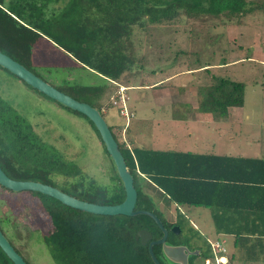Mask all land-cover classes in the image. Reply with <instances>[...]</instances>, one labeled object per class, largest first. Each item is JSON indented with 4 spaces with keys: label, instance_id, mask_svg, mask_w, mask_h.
Here are the masks:
<instances>
[{
    "label": "trees",
    "instance_id": "obj_1",
    "mask_svg": "<svg viewBox=\"0 0 264 264\" xmlns=\"http://www.w3.org/2000/svg\"><path fill=\"white\" fill-rule=\"evenodd\" d=\"M63 3L64 11L57 20L58 30L55 32L53 12ZM86 3H90L89 11L85 10ZM256 9L264 11V6L245 0H0V51L28 69L34 37L51 41L78 62L82 70L105 81L102 87H81L72 95L60 90L96 108L103 117V101H109L126 73L131 72L135 77L138 75L137 69L141 71L143 67L142 54H137L143 53L139 51L143 46H136L138 33L133 35V31H144L148 25L173 24L182 17L186 20H196L201 16L231 19L251 14ZM182 53L187 54L174 52L175 55ZM167 66L168 69L176 66L178 70L182 63L172 59ZM201 77L206 81L197 88L200 98L198 112L218 114L225 118L229 108L243 106V83L221 77L209 68L202 71ZM68 110L87 119L78 112ZM22 130L18 127L10 132L0 131V168L9 178L53 186L50 177L54 171L57 173L53 172V176L72 178V181L67 179L63 182L66 188L62 192L70 196L99 205H115L123 201L124 189L117 174L112 180L115 183L114 195L109 196L104 188L93 185L91 180L86 181L70 163L63 164L55 156L44 155L43 150L28 137L30 134ZM120 147L119 144L137 191L135 210L153 213L165 228L170 223L164 222L162 215L155 210L152 197L140 189L137 177L143 179L146 186L155 190L164 201L188 208L211 209L214 212L213 220L220 223L225 222L224 213L227 209L244 213L234 199L264 191L263 159L153 151L138 147L128 150ZM0 189L5 190L1 186ZM96 191L103 194L102 201L97 202L91 197L90 194H96ZM86 192L90 195L89 199ZM29 194L39 200L41 210L50 220L51 229L49 234L43 236V241L56 264H154L148 246H143L134 238L138 230H147L153 240L161 236L151 217L94 215L64 206L37 192ZM90 199L92 201H88ZM258 211L261 212L260 223L264 224V203H261ZM219 212L223 215H219ZM0 221L4 223L5 219ZM176 222L182 228L178 215ZM230 233L231 230L226 232L228 235ZM182 234L183 231L178 237ZM257 235L264 238V230ZM235 236L240 237V232L235 233ZM172 237L175 243L177 237ZM175 241L186 243L187 239ZM152 250L160 264H164L160 246L154 245ZM205 258L214 264L213 255ZM0 264H13L1 249Z\"/></svg>",
    "mask_w": 264,
    "mask_h": 264
},
{
    "label": "rangeland",
    "instance_id": "obj_2",
    "mask_svg": "<svg viewBox=\"0 0 264 264\" xmlns=\"http://www.w3.org/2000/svg\"><path fill=\"white\" fill-rule=\"evenodd\" d=\"M245 1L264 6V0ZM89 4L86 3V11L89 8ZM63 6L64 3L58 7L57 11L53 12L55 13L53 16L55 18V32L58 30L56 26L58 24L57 20L61 18L60 16L64 11ZM230 25H233L237 31L231 33L234 39V50L227 42V30ZM263 30L264 11L256 9L251 14L242 17L235 16L231 19L223 16H201L196 20H186L182 17L181 20L173 24L148 25L144 31H133V35L138 33L136 46L138 47L139 45L140 48L143 46L142 51L139 50L143 53L137 52V54H142L143 61L141 65L143 67L141 71L139 68L137 69L138 75L135 77L133 73L128 72L120 81L121 84L119 86L127 88L128 101L126 104L140 107L141 102H145L144 99H141V102L135 101L136 98H139L137 95L138 90H130V95L129 85L130 88H133L135 85L145 84L152 79L153 74L158 79L168 75L169 77L174 76L171 74L177 70L176 66H171L168 69L167 65L172 59H176V62L182 63L181 68L177 70L182 75H180L181 83L177 81L174 84L178 83L177 86L182 84L184 87L192 86L193 88L192 92L186 91L190 96L187 101L189 105L190 103L192 104L187 106V108H182L181 113L185 115L194 114L200 100L197 96L198 85L206 80L201 77V72H195L194 74L186 72V67L188 65L190 67H197V65L202 64L213 65L211 72L245 85L244 103L241 108H229L225 118L216 114L215 117L217 118L211 130L213 140H211L212 137L209 134L204 138L210 144L212 141H217L218 147L216 151L220 154H226L228 151L232 155L239 153L244 155L264 153V62H261L264 59ZM47 42L39 37H34L32 50L29 54L28 69L43 81L71 95L75 90L79 91L78 89L81 87H102L105 84L101 77L82 70L72 59L66 58L59 47L55 46L51 41ZM180 51L187 52V54H174V52ZM234 53H238L239 56L243 57V60H240L238 56L233 61H229L228 59ZM225 64L229 67L224 69L219 66ZM207 81L209 80L207 79ZM68 87L69 90H67ZM171 92L174 93V91ZM192 93L198 99H195ZM180 97L182 96H179V99ZM189 99L192 100L190 101ZM90 103L93 106H97L93 102ZM102 105L104 113H108V117L103 115V118L113 136L117 142L119 139L122 148H127V138L125 140L122 135L117 137L116 134L118 133H114L116 127L113 126L115 120L112 117L116 118V110L108 100H104ZM170 108H167L164 114L162 109L159 108L161 111L158 109L157 118L165 116L168 119L176 120V115L171 112L173 110L169 111ZM174 110H177V108ZM177 114L179 115V110ZM150 117L155 116L150 115ZM118 120L122 121V125H124L125 121L123 119L120 118ZM111 122H113L112 125ZM148 122L151 123V121H147L143 126L142 122L131 124L129 131L126 128L128 137L131 135V138L136 140L133 143L140 148L145 147L147 135L150 133V124ZM153 122L156 123L154 120ZM18 127H21L24 133L31 135L28 137L37 144L38 148L43 150L44 155L55 156L63 164L70 163L73 169L74 167L78 169L79 174L84 176L86 181L91 180L93 185L104 188L109 196L114 195L113 186L115 183L112 181L113 177L116 176L114 165L89 121L76 113L70 112L59 103L42 96L39 92H36L0 67V131L10 132ZM163 129L164 125L160 123L156 131L163 132L165 131ZM170 132L165 131V136L171 134ZM207 146L204 145L203 148ZM129 148L131 149L132 147L129 146ZM208 149L206 148V151ZM237 149L241 152L233 153ZM209 151L212 150L209 149ZM53 172H51L52 174L50 173V183L60 191H65L66 186H64L63 182L72 178H65L64 175L53 176ZM8 174L10 175L9 172ZM136 181L140 189H143L147 195L152 197V202L155 203H153L155 210L160 216L162 215L164 222L175 221L176 215H178L179 220H181L183 234L180 237L175 235L177 237L175 240L186 238V243L190 247L199 246L198 248L202 255L208 257L213 255L210 244L206 239L207 235H205L207 233L206 230L210 229V225L203 226L200 224L202 230L200 228H195V230L190 228L187 225V221L191 219L190 216H193V210L189 211L185 206H179V209H177L171 204L168 205L163 198L159 197L155 190L146 186L143 179L137 177ZM104 189L98 188L101 191ZM101 191H96V194L94 192L90 195L98 200L97 202L102 201L103 194ZM86 195L89 199V193L86 192ZM197 212L200 219L207 221V223L210 221L208 209H198ZM1 219H5V221L4 223L0 221V230L3 231L4 236L28 264H56L43 241V236L50 232V220L41 210L39 200L35 196L29 194V192L14 193L6 189H0ZM193 221L194 223L196 222L195 220ZM209 237L213 238L211 234L208 235ZM199 256L195 255L191 258L192 264H203V262L198 261ZM207 263L211 264V261L209 260ZM164 264L175 263L164 260Z\"/></svg>",
    "mask_w": 264,
    "mask_h": 264
},
{
    "label": "crops",
    "instance_id": "obj_3",
    "mask_svg": "<svg viewBox=\"0 0 264 264\" xmlns=\"http://www.w3.org/2000/svg\"><path fill=\"white\" fill-rule=\"evenodd\" d=\"M227 31H228L227 42L229 46L233 48L234 39L231 33L232 32L235 33L237 31L233 25L228 26ZM39 38L45 42L47 41L50 42L44 37H39ZM60 50L62 54L65 55L66 58L72 59L77 66L78 65L80 66L78 62H76L72 57L67 55L61 48ZM238 56H239L238 53H234L232 56H230L228 60L233 61L235 57ZM239 58L240 60H243V57L239 56ZM261 62H264V59H262ZM212 67L214 66L210 64L197 65V67H193V66L186 67L187 68L186 72H192L193 74L195 72L202 73V71L206 68H209L210 71L213 70ZM226 67L229 66L227 64L222 65V68L225 69ZM178 72L179 71L176 70L171 74L174 76L169 77L168 75L161 79L155 78V75L153 74L151 77L153 80L148 79L149 81L145 84L135 85L134 87L132 86L133 88H130L129 87L130 85L128 86L129 94L131 92L130 90L132 89L138 90L137 95L139 98L138 99L136 98L135 101L141 102V99L145 100V102H141L140 107H133L132 105L129 104L132 116L129 119L128 131L131 127V124H139L142 122V126H143L147 121H151V123L148 122L150 124V133L147 135L148 138L146 141V145L145 147H141V148L150 149L153 151H172L176 153L217 155V156L253 158V159L264 160L263 152L254 153L252 155L249 154L244 155V154H240L239 152L241 151L237 149L233 153H239V154L232 155L226 148L228 153L226 154L217 153L216 151L218 147L217 141L216 142L212 141V143L210 144L207 141V139L204 138L207 134H209L210 136L212 135L211 130L213 127V123L215 122V119L217 117H215V115L213 114L200 113L197 110L196 112H194V114H196L195 116L194 114L185 115L181 113L182 108H187V106H190L192 104L190 103L189 105L187 101L188 100L187 98H190V96L186 93V91L192 92L193 88L192 86L184 87V85L182 84L177 86L178 83L174 84L177 81L181 83L180 75L182 74ZM171 91H174V93ZM179 96L182 97H180L179 99ZM196 98L197 96L195 97V99ZM189 100L191 101L192 99ZM142 104L144 105L143 107ZM169 107H171L169 111L173 110L171 112L176 115V120L171 118L168 119L165 116L157 118L158 116L156 114L159 108L162 109V112L164 114L165 110ZM175 108H177V110H174ZM178 110H179V115L177 114ZM159 111L161 110L159 109ZM107 114L104 113V115L108 117ZM150 115L155 117H150ZM112 118L115 120V124H113V126L116 127L115 129L116 131L114 132L113 130V132L115 134L116 132L118 133L116 134L117 137L122 135L124 136L125 140L127 138L126 141L130 147L132 148L138 147V145L133 143L136 142V140L132 139L131 135L128 137L127 129L124 130V133L122 132L124 125H122L123 123L122 121L118 120L120 118H114V117ZM153 120L156 123H154ZM112 123L113 122H111V125ZM160 123H163L164 125L163 130L169 132L171 131L170 132L171 134L165 136L164 133L165 131L157 132L156 128L159 127ZM161 133H163V135H161ZM234 136L236 137L235 134ZM211 140H213V137L211 138ZM118 143H119V139H118ZM204 145H208V146L203 148ZM206 148H209L212 151H209V149L206 151ZM260 193H264V191L255 192L254 195L253 194L252 196L250 195L251 198L248 195L245 197H239L234 199L235 202L237 201V205L240 206L241 210H244V213H241L240 211L238 212V210L227 209L225 210L224 213L225 222L223 223H220V221L216 222L213 220L212 217L214 215V212L211 209L204 207H192V208L185 207L188 208L189 211L190 210L194 211L193 216H190L191 219L189 220L194 228L196 229L200 228V224L203 226L210 225L209 227L210 229H207L206 230L207 233H205V235H207L206 239L208 243L210 244L217 241L218 243L221 244L222 249L224 250L223 252H219L215 257L213 255V258H216L219 264H264V238L260 237V235H257L258 233L264 230V224L260 223V219H259L261 216V212L258 211L261 208V203H264V194H260ZM169 204L179 209V207L176 204L168 203V205ZM247 204L249 206L248 208H246ZM256 205L258 207H255ZM177 209L175 210L177 211ZM198 209H203V210L208 209L209 211L208 216H210L211 218L208 223L207 221L200 219L198 215L199 213L197 212ZM218 214L223 215L220 212ZM193 220H195L196 222L194 223ZM230 230L231 233L229 235L226 234V232H230ZM238 232H240L241 234L240 237L235 236V233ZM209 234H211V236L213 237L212 239L210 237L208 238ZM209 260L210 259H208V261Z\"/></svg>",
    "mask_w": 264,
    "mask_h": 264
},
{
    "label": "water",
    "instance_id": "obj_4",
    "mask_svg": "<svg viewBox=\"0 0 264 264\" xmlns=\"http://www.w3.org/2000/svg\"><path fill=\"white\" fill-rule=\"evenodd\" d=\"M0 67L11 75L21 80L24 84L34 89L35 91L43 94L47 98L59 103L60 105L80 113L85 116L95 127L99 134L101 142L104 145L105 151L109 155L116 174L124 189V199L121 203L115 205H99L90 202H86L70 196L59 189L43 184L37 181L30 180H13L9 178L0 168V186L6 190L14 193L19 192H37L46 196H49L62 205L76 209L85 213L100 215V216H117L122 215L126 217H133L137 215H147L151 217L159 230L162 232V237L153 240V236L147 230H138L134 238L139 240L144 246H148V253L154 264H160L155 257L152 247L154 245L161 246V253L164 260L175 264H188L190 256L195 253L190 252L186 246L172 245L167 242V231L164 228L160 219L151 212L145 210H135V204L137 201V191L134 187V179L130 171L128 170L125 160L119 149L118 142L114 139L113 134L107 125L106 121L102 117L99 110L90 106L85 102H80L72 98L71 96L61 92L55 87L43 81L33 72L28 70L19 62L13 60L11 57L0 51ZM175 228V227H174ZM173 228V231H174ZM177 228V227H176ZM178 229V228H177ZM178 233V230L174 231ZM0 249L7 256V258L13 264H27L25 260L16 252L8 239L4 236L0 230Z\"/></svg>",
    "mask_w": 264,
    "mask_h": 264
},
{
    "label": "built area",
    "instance_id": "obj_5",
    "mask_svg": "<svg viewBox=\"0 0 264 264\" xmlns=\"http://www.w3.org/2000/svg\"><path fill=\"white\" fill-rule=\"evenodd\" d=\"M126 91H127V88L125 89L124 87L118 86L116 91L112 94V96L109 99V102L111 103L112 107L116 110V117H120L125 120V127H127L129 119L132 116V113H130L128 109V105L126 104L128 101V95ZM125 127L122 130L123 133H124ZM126 147L130 149L128 143L126 144ZM210 246H211L214 257L219 252L224 251L222 249L221 244L218 243L217 241L210 243ZM207 261L208 260H206V264H208ZM215 261H216L215 264H219L216 258H215Z\"/></svg>",
    "mask_w": 264,
    "mask_h": 264
},
{
    "label": "flooded vegetation",
    "instance_id": "obj_6",
    "mask_svg": "<svg viewBox=\"0 0 264 264\" xmlns=\"http://www.w3.org/2000/svg\"><path fill=\"white\" fill-rule=\"evenodd\" d=\"M168 223H170V226L168 227V228H165L166 229V231H167V242L169 243V244H172V245H183V246H186L187 248H188V250H190V252H192V253H195V255L196 256H199V255H201V256H199L200 258H198L199 260V262H203V264L206 262V258H205V255H202V253H200V249H197L199 246H193V247H190L189 246V244H187V243H177V241H174L175 243H173L172 241L173 240H171V239H173V237L172 236H175V235H180V233H181V231H183V229L182 228H180L178 225H176V219H175V221H167ZM188 223H187V225L190 227V228H192V229H194L195 230V228L192 226V224H191V222L188 220L187 221ZM175 227V228H174ZM178 229H177V228ZM173 228H174V231H176V230H178V233H175L174 231H173ZM182 229V230H181ZM161 232V231H160ZM170 236H171V238H170ZM160 237H162V232H161V236H159L157 239H159ZM156 240V239H155ZM148 245V244H147ZM195 255H192V256H190L189 257V259H188V264H190V262H191V258H193ZM160 256H161V259L164 261V259H163V256H162V253H161V246H160ZM198 263V262H197ZM192 264V263H191Z\"/></svg>",
    "mask_w": 264,
    "mask_h": 264
},
{
    "label": "clouds",
    "instance_id": "obj_7",
    "mask_svg": "<svg viewBox=\"0 0 264 264\" xmlns=\"http://www.w3.org/2000/svg\"><path fill=\"white\" fill-rule=\"evenodd\" d=\"M128 109H129V111H130L129 105H128ZM102 113L104 114V111H103V110H102ZM130 113H131V111H130ZM101 115H102V114H101ZM116 118H120V117H116ZM121 119H122V118H121ZM123 120H124V119H123ZM124 121H125V120H124ZM128 125H129V122H128ZM128 125H127V126H128ZM124 127H125V122H124ZM124 127H123V128H124ZM126 128H127V127H125V129H126ZM112 134H113V133H112ZM115 140H116V139H115ZM119 144H120V143H118V145H119ZM127 149H128V148H127ZM128 150H130V149H128ZM177 206H178V205H177ZM178 207H179V206H178ZM177 212H178V210H177ZM176 216H177V215H176ZM210 261H211V260H210ZM215 262H216V261H215V258H214V264H215ZM211 264H212V263H211Z\"/></svg>",
    "mask_w": 264,
    "mask_h": 264
},
{
    "label": "bare ground",
    "instance_id": "obj_8",
    "mask_svg": "<svg viewBox=\"0 0 264 264\" xmlns=\"http://www.w3.org/2000/svg\"><path fill=\"white\" fill-rule=\"evenodd\" d=\"M221 260H223V259H221ZM221 260H220V261H221Z\"/></svg>",
    "mask_w": 264,
    "mask_h": 264
}]
</instances>
